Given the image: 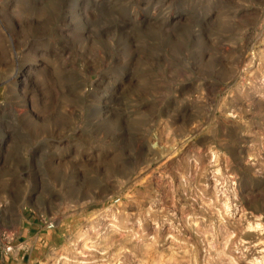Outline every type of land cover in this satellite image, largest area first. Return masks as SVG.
Segmentation results:
<instances>
[{"label": "rangeland", "instance_id": "1", "mask_svg": "<svg viewBox=\"0 0 264 264\" xmlns=\"http://www.w3.org/2000/svg\"><path fill=\"white\" fill-rule=\"evenodd\" d=\"M0 215L31 264H264V0H0Z\"/></svg>", "mask_w": 264, "mask_h": 264}, {"label": "built area", "instance_id": "2", "mask_svg": "<svg viewBox=\"0 0 264 264\" xmlns=\"http://www.w3.org/2000/svg\"><path fill=\"white\" fill-rule=\"evenodd\" d=\"M1 216V215H0ZM37 220L46 230H54L55 222L44 216H37ZM24 242H18L15 235L7 228L0 229V264L2 260L11 256L15 251L24 250Z\"/></svg>", "mask_w": 264, "mask_h": 264}, {"label": "crops", "instance_id": "3", "mask_svg": "<svg viewBox=\"0 0 264 264\" xmlns=\"http://www.w3.org/2000/svg\"><path fill=\"white\" fill-rule=\"evenodd\" d=\"M24 250L15 251L11 256L2 260L1 264H31L32 246L30 242L23 241ZM34 251V250H33Z\"/></svg>", "mask_w": 264, "mask_h": 264}]
</instances>
